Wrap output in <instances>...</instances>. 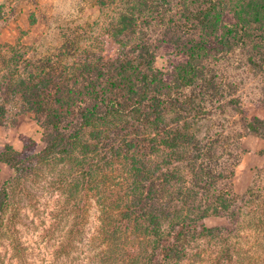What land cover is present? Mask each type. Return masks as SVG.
Returning <instances> with one entry per match:
<instances>
[{
    "label": "trees",
    "instance_id": "16d2710c",
    "mask_svg": "<svg viewBox=\"0 0 264 264\" xmlns=\"http://www.w3.org/2000/svg\"><path fill=\"white\" fill-rule=\"evenodd\" d=\"M90 3L54 53L0 45V127L45 143L0 146V264H35L34 224L47 264H264V166L235 189L264 118L219 75L264 74V0Z\"/></svg>",
    "mask_w": 264,
    "mask_h": 264
},
{
    "label": "rangeland",
    "instance_id": "374dc122",
    "mask_svg": "<svg viewBox=\"0 0 264 264\" xmlns=\"http://www.w3.org/2000/svg\"><path fill=\"white\" fill-rule=\"evenodd\" d=\"M90 1L0 0V45L20 43L31 48L39 56L54 53L63 42V29L87 28V25L97 21L99 8ZM91 43L88 44L92 49H88L86 53L103 47L102 41ZM157 65L162 68L164 63L159 59ZM238 67L233 58L229 59L219 70L220 81L231 83L240 89L243 95V109L249 118H264V74H256L249 68ZM218 120L223 122L221 118ZM29 140L35 143L36 152L45 148L41 128L31 121L28 115L19 117L16 123L9 122L0 127V146L10 145L20 152ZM242 141L243 148L249 152L241 155L240 163L244 165L236 170L235 189L239 194L246 192L240 191L245 188L247 190L255 170L264 166V149L260 150L264 145V138L247 136ZM258 154L263 162L255 165ZM3 173L5 174V171ZM4 174H0V185L3 183ZM207 224L209 227L220 226L221 221L209 219ZM20 230H23L22 227ZM39 232V226L34 224L29 235L23 233L22 237L28 239L27 244L35 250L34 263L47 264V256H44L46 252L39 245ZM5 264L12 263L7 260Z\"/></svg>",
    "mask_w": 264,
    "mask_h": 264
},
{
    "label": "crops",
    "instance_id": "0c3cea01",
    "mask_svg": "<svg viewBox=\"0 0 264 264\" xmlns=\"http://www.w3.org/2000/svg\"><path fill=\"white\" fill-rule=\"evenodd\" d=\"M261 146H262V145H261ZM262 149H264V145H263V147H261L260 150H262ZM260 152H261V151H260ZM249 154H250V153H249ZM253 155H255V154H253ZM256 158H257V163H256L255 165H258V163L261 164V163L263 162V161L261 160L262 157L260 156V154H258V156L256 155ZM243 165H244V164H243ZM243 165L240 163L239 166L242 167ZM239 166H238V167H239ZM245 189H246V188H245ZM245 189H243V190L241 189L240 192H241V193L245 192V191H246Z\"/></svg>",
    "mask_w": 264,
    "mask_h": 264
}]
</instances>
